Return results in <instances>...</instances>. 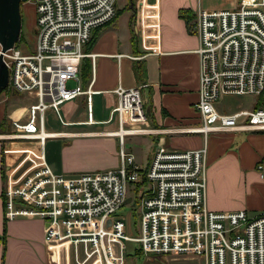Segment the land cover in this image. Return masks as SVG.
Wrapping results in <instances>:
<instances>
[{"label": "built area", "instance_id": "built-area-1", "mask_svg": "<svg viewBox=\"0 0 264 264\" xmlns=\"http://www.w3.org/2000/svg\"><path fill=\"white\" fill-rule=\"evenodd\" d=\"M116 0H32L34 43H17L1 52L11 90H33L26 118L9 120L0 137L34 138L40 151L15 178L3 185L4 216L38 215L50 264H125L126 240L137 241L141 252L195 253L204 264H264V210L248 215L244 208L205 206V136L232 129H264V0H237L228 8L199 7L191 20L198 56L196 98L198 146L156 144L143 167L124 146L123 137L144 132L141 84L114 85L111 108L118 141L115 166L82 170L74 175L52 171L42 156L44 110L78 93L89 100L90 89L78 82L82 46L98 24L112 18ZM74 79L71 85L68 79ZM254 93L259 99L226 111L213 104L220 93ZM29 158V157H28ZM255 169L264 175V151ZM133 191L138 205V232L125 230L115 210ZM131 198V195H129ZM131 200V199H130ZM133 204V203H132Z\"/></svg>", "mask_w": 264, "mask_h": 264}, {"label": "crops", "instance_id": "crops-1", "mask_svg": "<svg viewBox=\"0 0 264 264\" xmlns=\"http://www.w3.org/2000/svg\"><path fill=\"white\" fill-rule=\"evenodd\" d=\"M237 0H128L111 19L98 24L84 42L78 63V82L88 85L89 100L78 93L44 110L42 156L52 171L74 175L82 170L115 166L118 141L111 110L117 82L141 84L144 132L123 137L125 148L139 167H145L153 147L198 146L202 134L187 131L198 124L192 106L197 94L198 56L191 20L199 7L228 8ZM179 11H182L180 13ZM68 79L67 84L74 83ZM35 93L27 89L0 94V129L16 117L26 118ZM257 102L256 96L252 104ZM251 104V105H252ZM205 206L245 208L248 215L264 210V175L255 169L264 151V129L218 130L205 136ZM0 137V264H50L52 254L43 243V220L38 215L3 214L6 178H15L40 151L34 138ZM29 157V158H28Z\"/></svg>", "mask_w": 264, "mask_h": 264}, {"label": "rangeland", "instance_id": "rangeland-1", "mask_svg": "<svg viewBox=\"0 0 264 264\" xmlns=\"http://www.w3.org/2000/svg\"><path fill=\"white\" fill-rule=\"evenodd\" d=\"M128 0H116L115 6L118 9V16L121 17V10L126 11ZM132 1V0H131ZM19 13H20V31L18 38L15 40L17 45L26 50L30 49L33 46V39L35 33L34 27V16L35 12L33 11V2L32 0H21L19 3ZM5 87L0 89V94L4 92ZM255 94L250 92L245 93H220L213 100V104L215 107L219 109H225L226 111H231V109L238 107H246L250 106L254 101ZM2 128L0 132L8 133L9 132V120L4 125L2 124ZM216 133V132H207ZM206 134V135H207ZM126 136V135H125ZM124 136V137H125ZM1 139L13 140L21 139L20 137H9L2 136ZM129 188L128 195H131V200L128 202H123L119 205V207L115 210V213L121 214L125 224V230L128 234L134 235L138 231V205L134 202V192ZM133 203V204H132ZM245 209V208H244ZM246 210V209H245ZM263 211V210H262ZM135 246H138L137 241L126 240V251L124 253L125 256V264H204L203 256L195 254V253H181V252H173L168 251L163 254H155L149 252L145 254L137 249H134Z\"/></svg>", "mask_w": 264, "mask_h": 264}, {"label": "water", "instance_id": "water-1", "mask_svg": "<svg viewBox=\"0 0 264 264\" xmlns=\"http://www.w3.org/2000/svg\"><path fill=\"white\" fill-rule=\"evenodd\" d=\"M21 0H0V89L5 87L7 82V71L1 52L11 45L18 38L20 31L19 3ZM126 195L123 202L130 201Z\"/></svg>", "mask_w": 264, "mask_h": 264}, {"label": "trees", "instance_id": "trees-1", "mask_svg": "<svg viewBox=\"0 0 264 264\" xmlns=\"http://www.w3.org/2000/svg\"><path fill=\"white\" fill-rule=\"evenodd\" d=\"M180 13H182V11H179ZM258 101H259V99H257V102H255V103H258ZM145 112V111H144ZM139 168H141V171L143 172L144 171V168H142V167H139ZM143 181H144V178H143V176H142V178H141V182H135V184L134 185H132V193L131 194H133V191L138 187V185H140V184H142L143 183ZM134 249H137V250H139V251H141V249H140V246L138 245V246H135V248Z\"/></svg>", "mask_w": 264, "mask_h": 264}]
</instances>
